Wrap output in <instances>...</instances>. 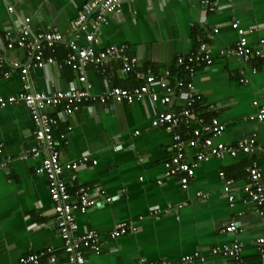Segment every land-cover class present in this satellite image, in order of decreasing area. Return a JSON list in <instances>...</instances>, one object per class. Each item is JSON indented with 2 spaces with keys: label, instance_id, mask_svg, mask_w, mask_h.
<instances>
[{
  "label": "crops",
  "instance_id": "obj_1",
  "mask_svg": "<svg viewBox=\"0 0 264 264\" xmlns=\"http://www.w3.org/2000/svg\"><path fill=\"white\" fill-rule=\"evenodd\" d=\"M87 1L0 0V30H14L18 22L30 18L33 32L54 29L65 40L81 45L72 22ZM202 1L122 3L120 13L107 17L97 31V48L123 47L125 56L134 59L135 66L130 73H124L122 60H109L107 74L88 68L87 80L96 95L103 94L107 86H142L145 82L141 76L150 75L171 86L178 80L192 82L194 94L200 98L195 103L196 117L206 122L217 118L224 127L217 141L232 146L243 138H254L257 149L252 155L213 158L200 164L188 190L183 191L177 178L163 179L162 164L171 156L173 134L184 135L185 128L179 126L170 132L151 126L157 112L167 107L148 99L133 104L109 100L106 105L82 106L67 124L55 127L53 135L55 139L66 135L59 148L63 163L84 154L97 162L81 167L76 182H71L69 173L63 171L69 190L78 186L91 190L100 187L104 195L99 199L112 198L109 203L102 202L76 216L79 232L95 230L100 235L99 253L84 250L86 264H139L140 260L181 264V257L194 252L205 257L199 264H234L232 259L211 255L210 250L236 241L242 246L244 264H263L255 249L256 239L264 235L263 220L255 213L244 189L248 185L246 167L252 161L264 174V121L252 119L257 110L253 102L264 104V58L252 57L245 62L235 56L221 57L219 51L231 49L238 39L231 28L234 20L246 31L250 44L258 45L264 38V0H216L217 8L212 12L201 5ZM200 42L210 47L212 64L190 77L177 68L175 60L196 50ZM261 50L264 53V47ZM56 56L63 58L61 50ZM8 57L21 61L25 56L15 50ZM75 79V73L67 74L65 68L53 65L46 72L33 71L29 75L35 91H45L48 84L66 90ZM20 92L21 81L16 72L6 79L0 76L1 97ZM46 112L54 114L56 109ZM192 126L198 127L197 122H192ZM33 135L32 120L23 105L0 109V163L7 164L6 170L0 169V264H18L20 258L46 249L57 256L56 264L65 263L47 180L35 173L40 160L30 153ZM193 153L189 151V156ZM219 173L233 181L232 206L222 190ZM159 180L161 184L157 183ZM197 191L208 194V198L195 199ZM192 199L193 203L188 204ZM154 211L160 212L159 218L151 216ZM119 222L135 231L111 238L110 233ZM231 222L242 232L223 233ZM41 264L48 263L42 259Z\"/></svg>",
  "mask_w": 264,
  "mask_h": 264
},
{
  "label": "built area",
  "instance_id": "obj_2",
  "mask_svg": "<svg viewBox=\"0 0 264 264\" xmlns=\"http://www.w3.org/2000/svg\"><path fill=\"white\" fill-rule=\"evenodd\" d=\"M129 1L132 0H88L72 22V28L77 32L76 39L81 40V45L75 40H65L64 36L54 29L48 28L33 32L30 27V18H24L18 22L14 30L2 28L0 33V76L6 79L16 72L21 81V92L18 95L0 96V109L23 105L29 112L34 128L30 153L33 158L40 160L35 173L45 176L47 180L54 222L63 245L64 264H86L84 250L100 252V235L95 230L79 232L76 216L86 214L89 210L100 206L102 202L109 203L112 199L110 197H105V200L99 199L104 195L100 187L91 190L87 186H79L73 193H70L62 176L63 171H67L69 180L76 182V173L81 167L87 164H97L96 161L90 160L88 154L82 155L73 162L63 163L60 160L59 148L60 142L66 139V135L63 134L58 139H55L53 135L54 128L59 124H67L69 118L83 105L94 103L106 105L109 100L115 103L133 104L136 101L148 99L152 104L167 107L157 112L151 121V126L170 132L179 126L185 128L184 135L173 134L170 146L171 156L162 164L163 179L177 178L179 187L183 191L188 190L200 164L213 158L223 160L226 157L236 158L239 154L252 155L257 149L254 138H243L232 146L217 141L224 132V127L217 118L206 122L196 117L195 103L200 98L194 94L192 82L178 80L171 86L165 80H158L149 75L141 76L140 79L145 83L133 89L108 88L107 86L103 94L96 95L93 92L92 84L86 76L88 68L104 74L109 60H122L124 73H130L135 66L134 59L125 56L123 47L110 45L106 48H97L100 42L95 36L99 28L106 23L107 17L119 14L122 3ZM201 5L212 12L217 8V1L203 0ZM8 11L12 12V7H9ZM231 28L236 31L238 39L231 49L219 51V56H235L245 62L252 57L264 58L261 50L264 47V38L253 47L247 38L246 31L237 21L234 20L231 23ZM59 46H63L66 52L61 59H58L55 54ZM15 50L24 53L23 60L8 58L9 54ZM212 56L208 44L200 42L196 50L187 55L178 56L175 64L177 68H182L190 77H193L200 69L212 64ZM52 65L59 69H71L76 74L74 83H71L66 90L50 84L47 85L45 91L33 90L29 81L30 73L33 71L46 72ZM252 70L256 73L255 68ZM253 106L257 110L252 119L259 122L264 121V104L259 105L255 101ZM49 108L56 109V112L47 113L46 110ZM192 122H197L198 127H193ZM67 130H71V127L68 126ZM189 151H194L193 156H189ZM261 155L264 157V150ZM6 168V163H0L1 170H6ZM246 174L248 185L244 193L264 224V174L256 161H252L246 167ZM219 179L222 182V190L228 196V202L232 206L234 198L230 191L233 181L226 179L223 173H219ZM157 183L161 184L162 180ZM194 198L207 199L208 194L197 191ZM192 203L193 199L188 201V204ZM181 207L182 205L179 206ZM159 213L158 211L151 212V216L157 219ZM130 231H135V228L125 222H120L114 226L110 236L120 238ZM222 232L237 234L242 230L237 224L231 222L223 228ZM255 249L264 264V235L256 239ZM241 251L242 246L236 241L229 245L211 248L210 253L214 256L232 259L234 264H244ZM42 259H45L48 264L57 262V256L53 254V251L46 249L20 258L18 264H41ZM204 261L205 257L199 252L179 259L181 264H199ZM138 263L170 264L168 261L146 263L144 260Z\"/></svg>",
  "mask_w": 264,
  "mask_h": 264
},
{
  "label": "trees",
  "instance_id": "obj_3",
  "mask_svg": "<svg viewBox=\"0 0 264 264\" xmlns=\"http://www.w3.org/2000/svg\"><path fill=\"white\" fill-rule=\"evenodd\" d=\"M212 1H213V0H212ZM1 31H2V30H0V33H1ZM197 47H198V46H197ZM197 47H196V48H197ZM59 49L61 50V55H62V57H63L64 53H66V52L63 51L64 48H63L62 46H59L58 50H59ZM60 50H59V52H60ZM56 52H57V53H56ZM56 52H55V54L58 55L59 52H58V51H56ZM181 56H182V55H181ZM8 58H9V57H8ZM65 70H66L67 74H71V72H72V74H74V72H73L71 69H69V68H65ZM94 71H95V70H94ZM183 71H184V70H183ZM95 72H98V71H95ZM106 72H107V70H106ZM98 73L101 74L100 72H98ZM106 74H107V73H106ZM134 76H135V75H134ZM137 83H139V82H137ZM85 105L87 106V104H85ZM83 106H84V105H83ZM195 108H196V106H195ZM195 108H194V109H195ZM195 112H196V111H195ZM157 129H158V128H157ZM159 129H160V128H159ZM65 140H66V139H65ZM249 165H250V164H249ZM78 187H79V186H78ZM75 189H76V188H73L72 191H70L69 188H68V190H69L70 193H73ZM119 223H120V222H119ZM115 225H116V224H115Z\"/></svg>",
  "mask_w": 264,
  "mask_h": 264
}]
</instances>
